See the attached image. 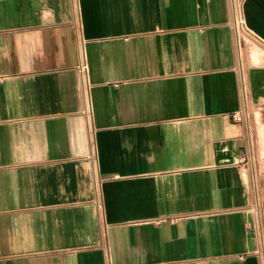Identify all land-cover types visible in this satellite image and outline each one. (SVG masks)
<instances>
[{
    "label": "crops",
    "instance_id": "1",
    "mask_svg": "<svg viewBox=\"0 0 264 264\" xmlns=\"http://www.w3.org/2000/svg\"><path fill=\"white\" fill-rule=\"evenodd\" d=\"M0 264H264V0H0Z\"/></svg>",
    "mask_w": 264,
    "mask_h": 264
},
{
    "label": "built area",
    "instance_id": "2",
    "mask_svg": "<svg viewBox=\"0 0 264 264\" xmlns=\"http://www.w3.org/2000/svg\"><path fill=\"white\" fill-rule=\"evenodd\" d=\"M237 25L241 27V29L244 28V23L241 20L238 21Z\"/></svg>",
    "mask_w": 264,
    "mask_h": 264
}]
</instances>
